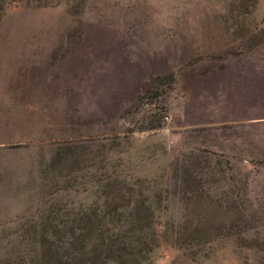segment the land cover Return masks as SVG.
<instances>
[{
    "label": "rangeland",
    "instance_id": "rangeland-1",
    "mask_svg": "<svg viewBox=\"0 0 264 264\" xmlns=\"http://www.w3.org/2000/svg\"><path fill=\"white\" fill-rule=\"evenodd\" d=\"M0 117V264H264V0H0Z\"/></svg>",
    "mask_w": 264,
    "mask_h": 264
},
{
    "label": "trees",
    "instance_id": "trees-1",
    "mask_svg": "<svg viewBox=\"0 0 264 264\" xmlns=\"http://www.w3.org/2000/svg\"><path fill=\"white\" fill-rule=\"evenodd\" d=\"M84 257V256H83ZM81 259V258H80ZM63 261H65L64 263L65 264H69V261H71L72 260V258H70V257H65L64 259H62Z\"/></svg>",
    "mask_w": 264,
    "mask_h": 264
},
{
    "label": "crops",
    "instance_id": "crops-1",
    "mask_svg": "<svg viewBox=\"0 0 264 264\" xmlns=\"http://www.w3.org/2000/svg\"><path fill=\"white\" fill-rule=\"evenodd\" d=\"M0 120H5V119L0 117ZM8 120H14V118L12 117V118H9Z\"/></svg>",
    "mask_w": 264,
    "mask_h": 264
}]
</instances>
